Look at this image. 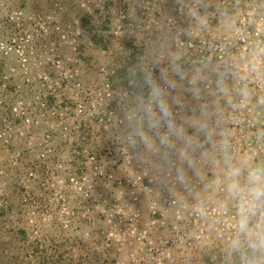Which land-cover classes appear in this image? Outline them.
<instances>
[{
    "label": "rangeland",
    "instance_id": "obj_1",
    "mask_svg": "<svg viewBox=\"0 0 264 264\" xmlns=\"http://www.w3.org/2000/svg\"><path fill=\"white\" fill-rule=\"evenodd\" d=\"M254 166L264 0H0V264H264Z\"/></svg>",
    "mask_w": 264,
    "mask_h": 264
},
{
    "label": "clouds",
    "instance_id": "obj_2",
    "mask_svg": "<svg viewBox=\"0 0 264 264\" xmlns=\"http://www.w3.org/2000/svg\"><path fill=\"white\" fill-rule=\"evenodd\" d=\"M241 174L242 169L239 167L230 170L227 190L231 197L240 200L239 231L251 234V219L257 214L258 208L264 207V166L248 168L245 184L240 181ZM255 229L260 233L261 243H264V219L256 223Z\"/></svg>",
    "mask_w": 264,
    "mask_h": 264
}]
</instances>
